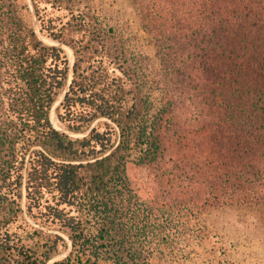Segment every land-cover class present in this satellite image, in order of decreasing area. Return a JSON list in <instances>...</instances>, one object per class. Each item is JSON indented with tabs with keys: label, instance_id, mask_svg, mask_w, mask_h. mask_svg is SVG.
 <instances>
[{
	"label": "trees",
	"instance_id": "1",
	"mask_svg": "<svg viewBox=\"0 0 264 264\" xmlns=\"http://www.w3.org/2000/svg\"><path fill=\"white\" fill-rule=\"evenodd\" d=\"M131 2L158 65L118 9L0 0V264H47L66 245L27 215L70 241L52 264H152L212 208L264 221V0ZM64 90L57 116L84 136L52 122ZM168 155L169 186L143 197L129 164Z\"/></svg>",
	"mask_w": 264,
	"mask_h": 264
},
{
	"label": "rangeland",
	"instance_id": "2",
	"mask_svg": "<svg viewBox=\"0 0 264 264\" xmlns=\"http://www.w3.org/2000/svg\"><path fill=\"white\" fill-rule=\"evenodd\" d=\"M96 2L109 10L118 9L125 15L139 39L142 50L154 58L158 65L153 38L142 28L131 0H96ZM26 15L46 42L61 46L70 60H73L70 47L43 34L40 31L39 21L33 13ZM64 92L65 90L61 92L52 108V122L56 128L68 132L74 138L84 136L89 129L83 132L70 131L57 116L56 109ZM103 120L105 119L95 121L92 126L103 130L105 127ZM168 158L169 155L165 162L155 166L129 164V175L135 188L143 197L153 198L160 193L162 184L164 187L169 186V183H166V177L161 176L162 170L170 166ZM25 200V198L22 200L24 208H26ZM35 212L38 213L37 210ZM258 216L255 211L240 206L209 209L189 221V233L181 236L179 247H175L173 251L166 249L162 258L155 256L152 259V264H264V221ZM27 219L31 224L47 231L61 233L66 239V245H59L58 252L47 264H52L69 253L70 241L65 234L50 223H44L41 218L27 215ZM25 242L31 243L29 240Z\"/></svg>",
	"mask_w": 264,
	"mask_h": 264
},
{
	"label": "bare ground",
	"instance_id": "3",
	"mask_svg": "<svg viewBox=\"0 0 264 264\" xmlns=\"http://www.w3.org/2000/svg\"><path fill=\"white\" fill-rule=\"evenodd\" d=\"M70 49V48H69ZM70 51H71V49H70ZM54 117V116H53ZM52 118V117H51ZM54 119H55V117H54ZM57 119V118H56ZM57 122H59V121H57Z\"/></svg>",
	"mask_w": 264,
	"mask_h": 264
}]
</instances>
